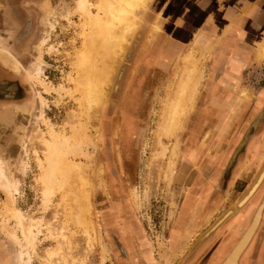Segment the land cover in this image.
<instances>
[{
    "label": "rangeland",
    "instance_id": "rangeland-1",
    "mask_svg": "<svg viewBox=\"0 0 264 264\" xmlns=\"http://www.w3.org/2000/svg\"><path fill=\"white\" fill-rule=\"evenodd\" d=\"M80 1L0 0V94L9 102L0 105V120L8 121V127L0 126V241L7 256L16 264H187L196 250L193 242H203L229 218L232 237L211 263L227 264L264 204V178L242 200L264 170V41L261 54L231 86L211 90L218 73L211 71L209 53L194 48L177 53L169 42L161 52L162 11L153 7L159 0L138 7L134 28L114 61L92 37V21L105 16L106 0H87L83 11ZM149 8L151 26L144 22ZM162 35L165 39V30ZM134 43L140 46L132 58ZM39 68L40 77H31ZM189 70L195 73L192 103L178 132L166 137L167 104ZM111 71L101 104L89 106L87 79L96 74L103 80ZM217 92L220 99H231L237 121H218V105L210 101ZM218 134L225 136L219 144ZM48 147L72 170L53 174ZM248 152L253 159L245 169ZM236 173L242 180L231 185ZM220 192L231 200L209 230L202 215L209 199L211 208H219ZM187 194L202 197L204 207L189 209L182 219ZM182 224H200L199 233L181 237L173 229ZM263 236L264 210L235 264H247V251ZM258 259L264 264V241Z\"/></svg>",
    "mask_w": 264,
    "mask_h": 264
},
{
    "label": "crops",
    "instance_id": "crops-1",
    "mask_svg": "<svg viewBox=\"0 0 264 264\" xmlns=\"http://www.w3.org/2000/svg\"><path fill=\"white\" fill-rule=\"evenodd\" d=\"M162 1L159 0V5H152L154 8L158 6L159 12L162 11L161 52L165 48L167 49L170 43L177 53H184L190 48L209 53L213 60L211 71L221 74L215 79L216 89H225V84L231 86L232 79L237 78L243 72L244 68L251 63V58L261 54V46L264 41V0ZM150 10L151 8H149ZM151 14L152 10L144 15V22L147 21L149 26L152 24ZM170 25L172 29L168 32ZM164 30L166 31L165 39L162 35ZM168 33L172 37L171 40L168 38ZM146 34L143 41L146 39ZM137 39L141 40V35L138 34ZM139 46V43L137 45L134 43L129 52L130 57L133 58L134 51ZM219 102L224 105V108L222 111H217L218 121L225 117H229L228 119H231L232 122L237 121L239 113L233 116L231 99L224 97L219 99ZM5 103L9 104L7 98L4 101L0 100V105ZM14 105L20 106L17 101ZM7 123V119L0 120L1 127H8ZM232 125L233 123L229 129L232 128ZM253 142L254 145H257L256 140ZM252 159L251 152H248L245 169H248V164ZM236 175L237 173L232 178V184H236L241 178ZM3 244L0 241V264H16L7 256V247ZM251 251L254 252V248L250 249L249 254L252 253ZM252 258L249 255L247 264H258L259 259L255 258L252 261Z\"/></svg>",
    "mask_w": 264,
    "mask_h": 264
},
{
    "label": "bare ground",
    "instance_id": "bare-ground-1",
    "mask_svg": "<svg viewBox=\"0 0 264 264\" xmlns=\"http://www.w3.org/2000/svg\"><path fill=\"white\" fill-rule=\"evenodd\" d=\"M86 3H87V0H81L79 2V7L82 11L85 10ZM147 3H148V0H106L105 1L106 11L104 14L105 16L102 19H93L92 21L93 34L92 35L94 36L92 37L95 38V40L100 43L101 49L111 51L115 55L113 57V61L115 60L116 56L120 52H123L122 49L127 41V37L128 35L131 34V31L134 28V24H133L134 18L139 12L138 7L145 5ZM191 59L192 57H189L188 62H190ZM193 66L196 68L195 65ZM113 70L114 69H112V71ZM112 71L110 73H107V77H104L103 80H100L101 78H98V75L96 76V74L92 78L87 79L88 81L86 82L85 89H86V99H87V102L89 103V106H91V104L92 105L95 104L96 107H98L97 105L101 104L102 99L104 98V95L106 92L105 89L107 86V81L109 80L110 75L112 74ZM40 73H41V69L39 68L37 73H30L31 74L30 76L31 77L33 76V78H38L40 77ZM193 74H195L194 70H189L186 73V80H182L180 82L176 92L174 93L172 100L167 104L168 110L166 114L168 115H167L166 122L163 125L164 127L162 128L163 134H165L166 137H169L175 134L176 131L178 132L180 128V123L182 121L183 114L185 113V111L189 108V106L192 103L191 99H192V92H193V82L195 79ZM42 88H44L46 91H49V88L45 83L42 84ZM50 150H52V148L49 149V152ZM50 153L51 155L49 156V163L51 164V169H52L51 171L53 172V174H56L57 172L60 174L61 173L63 174V173H67L66 172L67 170H72L70 166L65 167V162L63 160L62 155L60 154L54 155L52 154V152ZM0 173L1 175H4V171L1 165H0ZM263 176H264V172L261 175L262 178L261 177L259 178L258 183L255 185L252 191L248 194L249 196L253 194L257 186L261 183L262 179L264 178ZM81 181H83L85 184L89 182L87 178L84 179L83 177ZM10 186L11 185L8 183L4 187L8 192V197H9L8 203L12 204L14 203V195L9 190ZM89 186H90V183H89ZM248 198L249 197L247 196L245 200H247ZM86 201L87 202L85 204L86 205L85 208L87 209L86 211L89 212L92 209L91 202H90V195L86 196ZM78 205L81 207V204H78ZM263 210H264V204H262L260 208L258 209L255 219L253 221V224L249 228V231H247L248 233H247L246 238L243 240L242 244H240V246L237 247L233 255H231V257L229 258V264H235L238 256L240 257V255L243 253V251L249 244L251 238L255 234L261 222ZM257 219H258V222L256 223ZM4 229H6V226L4 227ZM7 233H8L9 239H14L15 243L18 242V239L14 233H11L8 231ZM247 238H248V241H247ZM18 258L20 260V263H22L23 254L21 251L18 253Z\"/></svg>",
    "mask_w": 264,
    "mask_h": 264
},
{
    "label": "flooded vegetation",
    "instance_id": "flooded-vegetation-1",
    "mask_svg": "<svg viewBox=\"0 0 264 264\" xmlns=\"http://www.w3.org/2000/svg\"><path fill=\"white\" fill-rule=\"evenodd\" d=\"M0 74H2V72L0 73ZM123 74H124V72L122 73V76H123ZM215 74H217V73H215ZM221 75V74H220ZM217 76V75H216ZM218 76H219V73H218ZM1 84H4V83H0V87H2V85ZM13 89H12V91H14V89H15V87L13 86L12 87ZM210 88H211V90H216V81L214 80L211 84H210ZM219 93L217 92L216 94H214L212 97H211V99H210V101H211V103L213 102V104L214 105H218L217 107H216V109H215V115L217 114V110L218 111H222L223 110V108H224V105L223 104H219V103H221V102H219V97L217 96ZM5 98H3V96H1V94H0V100H4ZM218 99V100H217ZM209 101V102H210ZM219 121H221V120H219ZM194 133V132H193ZM193 133H192V136H195V134L196 133H194V135H193ZM219 133V132H218ZM221 137L222 138H224L223 136H219V134H218V144L221 142V141H219V140H221ZM188 151V150H187ZM217 151V150H216ZM189 163L188 164H193L191 161H188ZM195 174V173H194ZM238 178H239V176H237ZM242 179L241 178H239L238 179V182L239 181H241ZM223 181L224 182H226V179L224 178L223 179ZM229 183L231 184V181H232V178H229ZM232 185V184H231ZM223 191V190H222ZM215 195H216V192H214V195H213V197H215ZM219 195H220V198H221V200H222V204L219 206V208H211V205H212V201H211V199H209V202H208V205H207V210H206V215H202L203 217H205V218H203V225L205 224V223H207V224H209V226L207 225V227H208V229L210 230V228L215 224V222H216V217H217V215L218 214H221L222 212H224L225 213V209L227 208V204L228 203H230V200H231V198H229V199H227L226 198V194L225 193H219ZM258 196H260L259 198H261V199H263V193L262 192H259L258 194H257V197ZM256 197V198H257ZM214 202V201H213ZM195 203H197V204H195ZM204 207V203H203V199H202V197L201 198H199V199H196L193 195H188L187 194V196L185 197V199H184V204H183V206H182V212H181V216H182V219H184V215H185V213L189 210V209H192V212L193 213H195V211L197 210H200V209H202ZM224 210V211H223ZM202 212V211H201ZM200 211L198 212V214H197V217H199L200 216V213H201ZM218 213V214H217ZM224 213H222L221 214V216L224 214ZM196 216V215H195ZM220 216V217H221ZM206 217H207V219H206ZM204 219H205V222H204ZM230 224V219L228 218L223 224H222V226H220V227H218L217 229H215L214 231H213V233H208V237H207V239L206 240H204L203 242H193V246H195V252H194V254H193V257L188 261V263L187 264H211V263H213V260H214V257L217 255V253H218V251L221 249V247L224 245V242L225 241H227L230 237H232V232H231V230H230V228H229V230L227 229L228 228V225ZM179 226H180V228H179ZM178 226V228H175V229H173V231L174 230H178V231H180V236L182 237H185L184 235H186L187 237L188 236H190L191 234H192V236H190V237H193V236H195L196 234H198L199 232H198V227L200 228V224H198V225H192L191 227H186V225H184V224H182V225H179ZM194 227V228H193ZM202 227H204V226H202ZM201 227V228H202ZM206 227V226H205ZM189 228H191V229H189ZM172 231V232H173ZM181 237H179V239L181 238ZM178 239V240H179ZM177 240V241H178ZM177 241H175V242H173V244L175 245H177L178 244V242ZM263 241H264V236H263V238H261V237H258V239H257V242L256 241H254L253 242V245L251 246V248H249V251H250V249H252V248H254V252H252L251 254H249L250 252L249 251H247V254L245 255L246 257H245V262H247L248 261V257H249V255L250 256H252L253 258H252V261H254L255 260V258L256 259H258V257H259V254H260V249H261V247H262V243H263ZM231 244V243H230ZM197 245V246H196ZM180 247L181 246H179V245H177V246H174L173 247V249H180ZM233 255V254H232ZM231 257V255H229V257H228V259H226L227 260V264H229V258ZM222 261L223 260H221V262L219 261L218 262V264H221L222 263ZM226 262V261H225ZM224 262V263H225ZM244 262V263H245Z\"/></svg>",
    "mask_w": 264,
    "mask_h": 264
},
{
    "label": "water",
    "instance_id": "water-1",
    "mask_svg": "<svg viewBox=\"0 0 264 264\" xmlns=\"http://www.w3.org/2000/svg\"><path fill=\"white\" fill-rule=\"evenodd\" d=\"M263 171H264V170H263ZM263 171H262V172H263ZM262 172L260 173V175H259L258 178L256 179L254 185L249 189V191H248V192L245 194V196L242 198V200H243V199L249 194V192L253 189V187L255 186V184L258 182V179H259L260 176L262 175ZM242 200H241V201H242ZM241 201H239V203H240ZM237 204H238V203H237ZM237 204H236V205H237ZM236 205H235V206H236ZM235 206H233V208L230 209L228 212H229V213H231V212L234 213V210H235L234 208H235Z\"/></svg>",
    "mask_w": 264,
    "mask_h": 264
}]
</instances>
